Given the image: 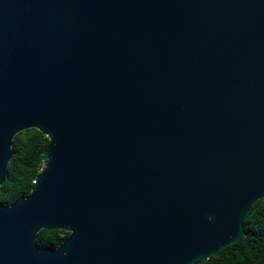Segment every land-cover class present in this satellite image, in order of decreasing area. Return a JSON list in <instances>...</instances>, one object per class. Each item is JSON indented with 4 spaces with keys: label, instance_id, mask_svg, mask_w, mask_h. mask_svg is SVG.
Listing matches in <instances>:
<instances>
[{
    "label": "water",
    "instance_id": "obj_1",
    "mask_svg": "<svg viewBox=\"0 0 264 264\" xmlns=\"http://www.w3.org/2000/svg\"><path fill=\"white\" fill-rule=\"evenodd\" d=\"M28 129L0 264L206 262L264 199V0H0V186Z\"/></svg>",
    "mask_w": 264,
    "mask_h": 264
},
{
    "label": "trees",
    "instance_id": "obj_2",
    "mask_svg": "<svg viewBox=\"0 0 264 264\" xmlns=\"http://www.w3.org/2000/svg\"><path fill=\"white\" fill-rule=\"evenodd\" d=\"M48 139L35 129L18 133L12 140L13 155L0 186V204L11 205L30 194L40 173ZM245 237L218 251L202 264H264V199L256 201L243 220ZM68 235L61 230H41L36 236L39 248H56Z\"/></svg>",
    "mask_w": 264,
    "mask_h": 264
}]
</instances>
